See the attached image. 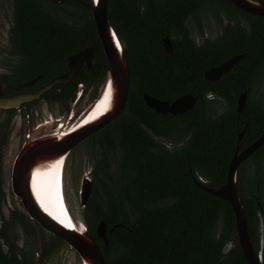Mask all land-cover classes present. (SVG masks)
<instances>
[{"label":"trees","instance_id":"1","mask_svg":"<svg viewBox=\"0 0 264 264\" xmlns=\"http://www.w3.org/2000/svg\"><path fill=\"white\" fill-rule=\"evenodd\" d=\"M91 4L13 0L10 42L19 63L5 81L39 78L40 87L68 71L70 56L92 47L94 70L82 69L75 81L98 89L110 65ZM108 15L125 44L130 85L124 112L88 139L93 153L105 158L102 166H110L112 158L119 171L115 183L105 185L102 157L94 167V193L83 210L89 234L107 264H248L233 208L202 187L225 185L237 147L246 150L264 134V94L249 101L237 120L240 95L264 81V17L246 13L230 0H110ZM203 16L214 17L222 33L199 45L188 22L194 18L204 35ZM166 37L172 41L171 54L164 48ZM240 55L243 58L218 81L206 79L207 70ZM74 90L71 84L57 85L45 98L66 107ZM210 92L226 101V112L216 120L206 115ZM144 95L170 102L192 95L197 102L183 115H163L146 104ZM243 117L251 119L246 129ZM165 142L172 143V149ZM97 181L105 188L104 196L96 194ZM237 189L250 241L256 253L262 251L264 264V145L239 166ZM11 217L35 243L39 239L33 224L39 227L45 259L66 245L59 237L45 238L26 213L13 211ZM101 221L107 224L108 246L96 233ZM3 238L8 240L0 228V264H33L8 241L5 252Z\"/></svg>","mask_w":264,"mask_h":264},{"label":"water","instance_id":"2","mask_svg":"<svg viewBox=\"0 0 264 264\" xmlns=\"http://www.w3.org/2000/svg\"><path fill=\"white\" fill-rule=\"evenodd\" d=\"M110 0H92L91 8L96 24L97 33L102 43L104 53L110 65L105 82L101 87V95L93 108L109 96L107 110L83 124L86 111L77 119L70 123L74 114L75 95H80L81 85H77V90L68 100V108L59 119H50L43 125L34 129L24 141L21 150L14 163L12 172V188L14 193L20 198L25 213L31 220L37 222L46 232L61 238L79 256L81 264H107L95 238L89 234L87 226L82 222L79 225L80 232L70 230L62 226L41 206L42 200H50L54 203L56 198V180L54 179L55 164L62 161L63 169L66 158L77 146L88 140L92 135L98 133L109 125L116 117L120 116L128 102L130 85V68L124 54L125 44L120 40L114 27L111 25L108 15ZM235 6L246 13L264 17V2L261 0H230ZM164 48L168 53L173 52V45L170 38L164 39ZM94 49L88 48L70 56L66 62L69 71L42 87L35 93L18 95L14 98L0 96V108L9 109L18 107L24 103H32L39 100L45 93L49 92L56 85L71 83L73 78L79 73L85 64L87 69H94ZM243 58V55L236 56L220 66L211 68L205 72L208 81L215 82L224 74L229 73L234 66ZM37 81L28 82L16 86L19 90L23 87L32 86ZM4 86L2 88L4 89ZM146 104L157 113L163 115H183L194 108L197 98L192 95H185L174 102L160 101L148 95H144ZM247 93L240 95L238 99L237 112L241 113L246 105ZM90 111V112H91ZM244 133V132H243ZM240 134L239 141L243 137ZM264 145V134L246 150L240 151L239 146L233 156L228 169L227 183L219 189L202 188L208 193L227 201L236 216L237 237L248 264H262V251L256 253L250 241L248 233V223L245 215L244 205L240 199L237 189V177L239 166L252 156L260 147ZM47 174L44 177L42 174ZM39 174V175H37ZM37 175L36 178L34 176ZM87 176V175H86ZM62 195L65 194V191ZM93 191V182L89 177L84 178L80 192L81 205L85 208L89 202ZM66 196V194H65ZM67 202V198H66ZM68 204V202H67ZM69 206V205H68ZM70 208V206L68 207ZM71 210V208H70ZM72 212V210H71ZM73 213V212H72ZM264 219V211L262 213ZM97 236L102 239L106 246L109 245L107 236V224L101 221L96 228ZM45 254L41 251L36 264H42Z\"/></svg>","mask_w":264,"mask_h":264},{"label":"rangeland","instance_id":"3","mask_svg":"<svg viewBox=\"0 0 264 264\" xmlns=\"http://www.w3.org/2000/svg\"><path fill=\"white\" fill-rule=\"evenodd\" d=\"M13 14L14 6L13 0H0V42H7L9 38L10 28L13 24ZM202 28L205 34V38H216L221 31L220 26L218 25L216 19L212 16L202 17ZM190 29L194 39L201 41L200 28L195 20H191ZM7 51L2 53L0 52V61H3L4 68H9V62L12 60L11 57H5ZM256 96L260 97L264 94V81L258 82L256 84ZM98 101V100H97ZM94 103L89 105L85 111L88 112ZM224 107V106H222ZM38 115L40 114L43 119H54L55 117L59 118L64 115L63 109L61 106H51L41 104L39 107ZM4 117L0 115V122ZM38 124V122H37ZM21 128L20 122L16 127L15 133L12 134L10 141L2 143L0 141V158L2 159V165L0 164V201L2 203L3 216L0 217V228L4 229L7 239H2V244L5 252L9 251V243L16 244L19 250L28 258L32 259L33 264L37 263L39 252V246L31 239H26L24 237L23 229L21 225L11 217L13 211L23 212L24 208L20 198L15 195L12 188V172L13 164L18 156L23 141H20L19 132ZM3 134V133H2ZM173 145V144H172ZM101 162V172L100 176L105 182V185L114 184L117 180L119 174L117 163L110 158V166L103 167L102 163H106L105 158L100 154H94L90 147V142H85L81 146L73 149L72 152L66 158L65 164V183H66V198L68 205L70 206L74 216L77 220L84 223L83 219V210L84 207L81 205L80 192L85 177H89L90 180L93 178L94 167L98 164L100 158ZM248 173L252 174V162L247 166ZM87 175V176H86ZM94 188V186H93ZM94 193V189L91 195ZM105 188L102 186L101 182L97 181V192L99 196H104ZM91 197V196H90ZM221 227V226H220ZM221 229V228H220ZM219 229V230H220ZM39 232V231H38ZM45 238H50L51 234L44 230ZM34 243H33V242ZM45 258V257H44ZM45 260H43L44 263ZM42 263V264H43ZM44 264H81L78 254L68 245H64L63 248L58 251V253L49 259Z\"/></svg>","mask_w":264,"mask_h":264},{"label":"flooded vegetation","instance_id":"4","mask_svg":"<svg viewBox=\"0 0 264 264\" xmlns=\"http://www.w3.org/2000/svg\"><path fill=\"white\" fill-rule=\"evenodd\" d=\"M204 17L205 16H203V18ZM191 20H195V19L191 18L189 20V22H188L189 29H190V25L189 24H190ZM201 21H202V19H201ZM10 30H11V28H10ZM190 31H191V29H190ZM8 32H9V38H8L7 42H0V52L2 51V53H4L5 51H7V54H6L5 57H11L12 60L9 61V62H11V64L8 65L9 68H4L3 61L2 60L0 61V96H1V92H2V96L5 97V98H14V97H16L18 95L35 93L38 90H40L42 87H44L45 85L49 84L53 79L59 77V76H57V77L53 78L50 82H48V83H46V84H44V85H42L40 87H36V84H37V82L39 80V78H36L37 81H36L35 84H33L32 86L23 87V88H21L19 90L16 88V86L22 85V84H25V83H28V82H32V81H34L36 79L30 80V81H27V82H23V83H17V82L7 83L5 81V79H4L5 76L11 75L13 73V70L16 68V66L19 63V57L17 55H15L14 53H12V44L10 42V31H8ZM221 33H222V31H220V34ZM191 34H192V32H191ZM200 36H201V41L198 40L199 42H197L196 39H195V41L199 45L203 44L207 39H211V38H205V34L202 35L200 33ZM67 66H68V64H67ZM84 68L87 69L85 64L82 66V68L80 69L79 73ZM68 71H69V68H68ZM79 73L73 78L71 83H68V84H71L75 88L74 92H72V94L69 96V98L76 93L77 85H81L80 90H79L80 91V95L78 96L76 94L74 99H73V102H74V114H73V116L71 118L70 123H73L77 119V117H80L85 112V109L89 105H91L93 103L95 104L97 102V100L100 98V95H101V87H102L103 83L105 82V80H104V82L100 85V87L98 89H95L94 86L87 87L84 83L75 81V78L79 75ZM40 78H42V76H40ZM68 84H64V85H68ZM3 85H5L4 89L2 88ZM49 92H47V93H49ZM47 93H45L39 100L34 101L32 103H24V104L19 105L18 107H13V108H9V109L0 108V115H2L4 117L2 122H0V141L2 143H4V142L8 143L10 141V138H11L12 134L15 133L16 127L18 126L19 122L21 124V128H20L21 130H20L18 135L20 137V141L21 142L23 141V143H24V141L28 138V135L31 134L34 131L35 128L43 125L47 121H50V119H43L44 117H42L40 114L38 115L37 111H39V109H40L39 107L41 106V104H45V105L49 104L51 106H57L58 105V106L62 107L64 113L66 112V110L68 108V100H69V98L66 101V103H67L66 105L67 106L65 107L63 105V103H61L60 101H53V102L48 101L45 98V95ZM206 98L208 99V101H207L208 109H207V114L206 115H208V117H210L211 120H216V119L220 118L226 112V101L223 98L217 96L216 94H214L212 92L208 93ZM256 99H258V97L256 96V87H254L250 93H247L246 105H247V103L249 101L251 102V101L256 100ZM163 102H165V101H163ZM222 106H224V107H222ZM241 114H242V112L241 113L237 112V120H241ZM166 115H173V114H166ZM173 116H175V115H173ZM61 117H59V118H61ZM59 118L55 117L54 119H59ZM242 121H243V125H244L245 129L248 126H250V121H251L250 117H246V118L243 117ZM37 122H38V124H37ZM85 142H88V140L84 141L83 143H85ZM82 144H80L79 146H81ZM164 145H166L167 148H169V149H172V147H173L172 143H170V142H165ZM250 158H251V156L247 159V161ZM16 159H17V157H16ZM16 159H15V161H16ZM15 161H14V163H15ZM0 164L2 165V159L1 158H0ZM65 164H66V162L64 163V167L63 168H65ZM13 167H14V164H13ZM62 189L65 191V194H66V183L65 182H64V186L62 185ZM13 192H14V190H13ZM260 208L262 209L261 212L263 213L264 208H262L261 205H260ZM262 213L260 214V217H261V219L263 221L264 219H263ZM33 226L35 227V230L37 232L36 234L38 236L37 238L39 239V241L37 242L38 244L37 243L36 244L40 248L41 231H40L39 227L35 223L33 224ZM262 232H263V225L261 227V233ZM23 233H24V237L26 239H31L32 240L33 236L32 235L29 236L28 234H26L24 229H23ZM15 247L18 248L16 246V244H15ZM39 252H41V248L39 249ZM56 254L57 253L53 254L48 259L44 258V260H45L44 263L47 262L49 259H51Z\"/></svg>","mask_w":264,"mask_h":264},{"label":"bare ground","instance_id":"5","mask_svg":"<svg viewBox=\"0 0 264 264\" xmlns=\"http://www.w3.org/2000/svg\"><path fill=\"white\" fill-rule=\"evenodd\" d=\"M109 104V96L105 97L102 101H100L97 106L94 108V110L91 111V108L85 115L86 117L89 113V115L86 117L85 121L86 123L90 120H93L94 118L98 117L100 114L104 113V111L107 110ZM91 111V112H90ZM62 161L57 162L55 164V171H54V179L56 180V198L54 203L50 200H42L41 206L45 209L46 212H48L50 215H52L58 223H60L62 226H64L67 229L70 230H76L80 232L79 225L80 220H77V218L74 216V214L71 212L70 208H68V204L66 202V196L65 194L62 195V185L64 186L65 182V168H61ZM39 175V174H37ZM37 175L34 176V178L37 177ZM44 177H46L47 174H42ZM64 188V187H63ZM64 193V191H63Z\"/></svg>","mask_w":264,"mask_h":264}]
</instances>
